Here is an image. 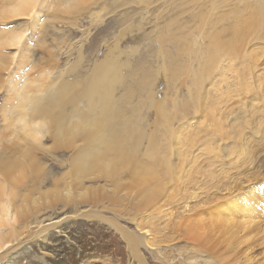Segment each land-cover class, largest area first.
I'll return each instance as SVG.
<instances>
[{
    "label": "rangeland",
    "instance_id": "obj_1",
    "mask_svg": "<svg viewBox=\"0 0 264 264\" xmlns=\"http://www.w3.org/2000/svg\"><path fill=\"white\" fill-rule=\"evenodd\" d=\"M80 2L82 4L77 6L76 0H65L62 3H53L49 0L41 1L42 9L41 7L39 8V16L37 14L33 17L34 19L32 16L13 17L10 12H6L7 14H5L3 11L7 10V8L4 9L5 6L0 3V15H4L0 16V32L22 27L28 36L23 50L12 49L11 46L7 45L0 46V54L6 57L4 69L0 72V76L2 77V81L0 82V184L9 193H16L15 205H31L30 208L28 206V214L24 215L29 220V224L23 231L21 229V235L18 238V241H23L20 242L21 244L18 243V247L13 252H10L8 257L1 262L2 264H138L130 254L127 243L124 241L125 239L115 230L116 226H113L118 224L135 232L138 230L139 225L150 228H162L165 226L164 221L168 222L172 216L175 217V222L173 220L170 225L174 224L176 228L181 224V228L184 229L186 225L192 226L195 224L200 217H197V214L193 213L201 209V205L206 206V203L211 201H206V198L203 201V198L200 199L199 196L201 195L199 193L203 191L205 192V196L206 191L211 188L209 186H212L208 182L209 178L206 176L203 178L202 168L205 167L204 171L209 168L207 161L213 158V154H211L212 157H207V150L210 151L216 148L217 140L221 137V134L218 135L217 131L214 130V128L216 129V122L220 120V117L224 118V115L230 114L232 110L230 107L236 105V102L240 99L239 95L242 94L241 98L245 97V95L247 98H251L255 95V92H258V85L264 86V19L260 22L258 28L255 27L244 33V36L240 39L242 41L240 48L237 50H231V43L226 44V39L229 40L231 36L228 31L224 32L225 28L227 29L232 25H245L251 19H257V16L261 17V5L264 3V0H87L85 3L82 0ZM67 11L68 14L66 13ZM219 32L222 34V43L225 41L224 50L227 51H222L224 47L222 45L219 48L218 53L221 52L218 55L215 54L218 48H215V50L211 49L210 46L214 36L219 35ZM225 35L226 37L224 38ZM43 42L46 45V53L40 47ZM116 47L118 49L114 54H116L122 66H126L125 69H122L120 64L121 70L119 72L122 71V77L125 78L127 76L125 79H128L125 80V87L123 86V88L125 89L127 85L129 86L132 83L130 82V73H135L136 75L138 72L139 75L143 74L144 71L148 73L150 70L152 73L150 79L154 80L153 83L156 82V85L152 84V91L156 93L154 95L158 102L157 106L143 108L142 110L141 119H143L141 123H143V128L146 131V140L142 147L144 155L141 153V163L139 162L138 164V168H141L142 171L140 169L133 170L129 168V170L123 173L121 178L124 183L120 186V189L125 193V196L122 192H115L116 197L104 195L99 199L96 196L95 198L100 201L85 203L81 202L80 198H77L75 194H72L75 200L70 197L71 199L67 198L63 201L65 197L62 196V192H65L67 187H71L68 184L73 185L72 189L74 187L72 179H70V167L71 161L77 152L76 148L73 147H69L70 149H52L54 139L48 136H45L40 142L28 141L30 147L33 145L34 147L32 148H35L38 145V148L41 149H36L35 155L40 158V161L37 162L43 168L40 174L44 178L41 177V180L40 178L37 180L31 175H28V177L21 176V185L15 181L8 183L1 180L3 179V171L9 169L14 160H17L18 163L23 162L26 165H30L28 154L20 155L18 149L15 152L12 149L14 147L13 143L15 145L21 141L15 137V133L23 134L21 123L18 119L21 116H25L23 118L31 117V103L29 101L34 99L35 94L32 93L33 90L30 86L31 90L24 89L23 85L27 82L28 78L31 75L32 78L34 75L37 77L41 74L45 86H55L60 79L59 76L62 77L64 73L70 71L69 68L78 58H80V64L76 67L77 73L87 76L93 65L107 57L110 54L111 48L115 49ZM209 52L211 56L214 55V58L212 57L211 59L213 61L216 59L215 62L208 60L211 57H209ZM163 56L168 57L164 58ZM83 58L84 61L81 63ZM188 63L191 65H187ZM143 64L147 65V68ZM162 65L165 66L163 68L166 70L161 67ZM203 67L205 72L207 71L206 74H202L204 71ZM185 68L187 71H185ZM35 70L38 72V75H36L37 72ZM150 72L148 74L151 75ZM235 72H238L236 73L238 78L235 76ZM142 74L139 76H142ZM198 80L202 81L203 85ZM195 81H198L196 85ZM126 83L128 84L126 85ZM239 84L240 86H244V88L239 87ZM193 86L194 88L198 87L197 90ZM199 86L203 87L204 90ZM124 89L119 87L117 89L118 95L123 94ZM43 94L44 92H42ZM140 97L144 98L145 94ZM236 97L238 98L236 99ZM137 99L134 98L135 103ZM190 100L194 102L190 103ZM199 102L200 104H197ZM21 104L23 105L22 108L20 107ZM198 105L202 107L200 108ZM204 106L205 108H203ZM195 109H199L200 111L197 110L196 112ZM228 110L230 111L229 113ZM225 111H227V114H224ZM204 114L205 117L207 115L209 118H204ZM168 117L170 118V123ZM211 117L215 121L210 119ZM202 120H205V122ZM33 122L35 121L31 120L30 124L32 125ZM188 122H192L191 125ZM194 127H196V131ZM206 127L208 131H206ZM165 128H168L169 131ZM187 128L191 132L185 131ZM201 129L203 136L205 135L206 138L200 133ZM43 131L47 132L48 135H52L48 133L50 131L47 129ZM210 131L217 137L210 134ZM180 132L182 136H180ZM223 134L224 132H222ZM81 138L82 136H76L78 144L84 143V141H81ZM176 139L179 141L178 143ZM171 143H173L172 146ZM176 143L179 146H175ZM9 145L11 146L8 148ZM172 147L174 148L172 149ZM150 152L154 153L150 155L152 159L148 155ZM179 153L180 155L178 156ZM196 155H201L202 157H196ZM175 156L177 159H175ZM184 158L186 161H184ZM193 159L195 160V164L193 163ZM205 160L207 161L205 162ZM4 161L7 162V166L3 169L5 166ZM161 161L163 164L166 161H170L169 164L166 162L168 167L167 165H160ZM181 161L184 164L186 163V165H182ZM142 164L147 165V169L151 173L145 170L146 166L143 167ZM135 172L148 173L150 175L137 176ZM165 172L170 174L168 175ZM197 173L200 175H196ZM64 174L65 176L63 177ZM191 174L193 175L190 176ZM151 175L155 177L152 178ZM89 176L91 177L92 175L89 174ZM73 177L81 178L82 181H80L84 182L83 185L85 187L100 185L105 188H111L110 180L104 177L98 178V181L93 176L90 180L88 175L85 176L88 177L86 179L82 176ZM63 179L64 181L62 182ZM163 179L165 182L160 181ZM152 180L154 182L159 180L157 181V191L153 194L154 198L141 200L143 194H148L151 185L154 186L155 183ZM210 181L213 182V179ZM160 182H164L165 184ZM189 182L191 183L189 184ZM201 182L202 185L203 183L205 185L209 184V188L206 191L203 186L206 188L207 185L202 186ZM175 183L178 185H175ZM64 184L67 186L65 187ZM163 186L165 188L164 190L161 189V192L159 188H163ZM59 187L63 190H60ZM200 188L201 190H199ZM185 189L186 192H183ZM28 192L31 193V197L40 196L38 199H43V201L39 200L38 205L30 204L32 201L29 202V200L26 202L22 199V201L21 198L23 196L21 195ZM197 194L199 195L197 196ZM171 195L172 197L174 195L173 198L175 200L171 199ZM44 196L46 197L45 200L47 199L46 201L44 200ZM176 196L182 200L176 198ZM195 196L199 198H194ZM179 200L180 202H178ZM187 200L198 202L190 204L193 208L192 210H194L192 211L193 216L191 220L193 217H197V220H192L193 223L191 220V222L187 221L190 218L191 212H184L185 207L183 205H185ZM49 201L50 203H48ZM2 204H4V201L0 200V205ZM193 204L196 206H193ZM168 206L173 209L172 215L169 216L166 215V212H161L163 208H168ZM79 212L85 213V216H80ZM176 217H180V222ZM184 217L187 220H184ZM204 217L207 218L208 215ZM41 220L47 228L39 237H34L33 235V238H29L28 234L36 230L34 226L37 223H41ZM14 221L10 224L7 223V225L9 227L14 225L19 229V221ZM184 229H181L180 235L176 232V234H173L172 231H168L169 235H167L175 237V240H178L177 247L181 248L179 249L180 252L173 250V253L168 248L169 251H166L168 253L167 258L171 257L169 258V263L178 264L183 259L184 256L181 257V253L184 251L182 246L186 251L191 249V246H195L194 248H196L199 245L200 241H192L188 236H183L185 233ZM165 230L167 231L168 229ZM194 241L198 242V244L194 243ZM210 244L207 243L208 246ZM201 248L202 250H207L206 248L208 247ZM140 250L147 259L148 264H158L149 254L146 247H142ZM173 258H176V261H172Z\"/></svg>",
    "mask_w": 264,
    "mask_h": 264
},
{
    "label": "bare ground",
    "instance_id": "obj_2",
    "mask_svg": "<svg viewBox=\"0 0 264 264\" xmlns=\"http://www.w3.org/2000/svg\"><path fill=\"white\" fill-rule=\"evenodd\" d=\"M41 1H44V0H0V3L5 6L4 9L7 8V10L3 11L5 14H7L6 12H10L13 17L17 16L18 18H20V17L32 16L33 18L37 14L39 16L38 10L40 7L42 9ZM49 1L53 3H62L65 0H49ZM80 1L82 0H76L77 6L82 4V2ZM86 1L87 0H83V3H85ZM261 10H262L261 17L257 16V19H251L245 25H242V24L232 25L228 27L227 29L225 28L224 32L228 31L229 35L231 36L229 40L226 39V44L231 43L230 44V47L232 48L231 50H237L238 48H240V45L242 43L240 39H242L246 31L252 30L255 27L257 28L259 27L260 22L263 21L264 19V17L262 18V16L264 15V3H262L261 5ZM66 13L68 14V11ZM0 16H4V15H0ZM225 37L226 35L224 36V38ZM221 38H222V34L221 32H219V35L214 36L212 40V44L210 46L211 49L218 48L217 50L215 49L216 50L215 54H218V55L221 52L220 51L218 53L219 48H221L222 45H224V47L222 48L223 49L222 51H227V50H224L225 48L224 40L225 39L223 40L224 42L222 43ZM27 39H28L27 33L24 31L22 27L11 28V29L5 30L4 32H0V46L7 45V46H11L12 49L23 50V48L26 45ZM40 47L46 53V45L44 42L42 43V45H40ZM117 47L115 49L111 48L110 54L107 57L95 63L93 67L91 68L90 73L87 76H82L77 73L76 67L77 65L80 64V58H78L77 61L73 65H71V67L69 68L70 71H68L67 73H64L62 77L59 76L60 79L55 86H49V87H47V85L45 86L44 85L45 83H43L42 81V75L41 74L38 75V72L36 70H35L37 72L36 75L38 76L36 77L34 75L33 77H36V78H33V77L31 78L32 76L31 75L30 78H28L27 82L23 85L24 89L31 90L32 88L33 90L32 93L35 94L34 99L29 101V103H31V108H30L31 117L23 118L25 116H21L18 119V121L21 123V128H22L21 131L23 132V134L16 132L17 134L15 133L16 135L15 137L21 140L22 143H20L21 141L15 145L13 143L12 145L14 147L12 149L14 150V152L15 150L18 149L20 155H24L25 153L26 155L28 154V156L30 157L29 159L30 165L29 164L26 165L23 162L18 163L17 160H14L13 163H11V167L9 166L10 168L5 170L6 172L3 171V175H2L3 179L1 180L7 181L8 183L15 181L16 183L20 185L22 182L21 176L28 177V175H31L32 177H35L37 180L38 178H40L41 180V177H43V175L40 173L43 170V168H41L39 166V163L37 162V161H40V158H38L35 155V150L40 149V148H38L39 147L38 145L37 147L35 146V148H32L34 147L33 145L30 147V145L28 144V141L40 142V140L44 139L45 136H48L49 138L54 139L52 149L57 150L59 148H69V147L76 148L77 153H75L71 161V167H70V171H71L70 179H72V184H74V187L72 189L71 187L73 185L68 184L71 187L69 188L67 187L66 188L67 190L65 192H62V196L65 197L63 201L67 198L71 199L70 197L73 196L72 194H75L77 198H80L81 202H85V203L86 202L96 203L100 201L99 199H101V197L104 195L105 196L113 195L114 197H116L115 192H122V190L120 189V186L124 183L121 178L123 176V173L129 170V168H132L133 170L140 169L142 171L141 168H138V164L139 162L141 163L140 155L143 154L142 147L144 146V143L146 140V131L143 128V125H142L143 123H141L143 119V118L141 119V115L143 112L142 111L143 108L144 109L150 108V107L153 108L157 106L158 104L155 98L156 93L152 91V87L156 82L153 83L154 80L152 81L150 79V77L152 76V73L150 72V70L148 71V73L150 72L151 75L146 73L147 71L145 72L144 71L145 69H144L143 74L141 73L142 76H139L141 74L138 75L137 71H136L137 74L135 75L133 71L132 72L133 74L130 73V79H131L130 82L132 83L131 85L128 86L127 85L129 83L128 81V83H126L127 86L124 89L123 86L125 87V80H128V79H125L127 76H125V78L122 77V74H123L121 73L122 71L119 72L121 70L120 67L122 66V63H120L119 59L116 57V54H114V52L118 49ZM210 56H211V53L209 57ZM213 56H211L210 59ZM167 57H164V58H167ZM5 59L6 57L3 54H0V72L4 69ZM210 59L208 60L213 61V59L211 60ZM83 61H84V58L81 60V63ZM215 61L216 59H214L213 62ZM168 62H171V61H168ZM190 63H188L187 65H189ZM146 66L147 65H144V67ZM125 67L126 66H122V69H125ZM161 67L165 68V66L163 65ZM189 68L192 69L191 67ZM185 71H187L186 68H185ZM203 72L202 74L207 73V71L205 72V69ZM154 73L156 74V72ZM236 73L238 72H235V76L237 77ZM1 79L2 77L0 76V82L2 81ZM202 81L204 80L202 79ZM202 81H199V82H202ZM197 82L195 83V85L197 84ZM202 85H203V82H202ZM43 86H45V88H43ZM119 87L120 88L122 87V89L125 90V91L123 90L124 91L123 94L119 93L120 95H118L117 89ZM239 87L244 88V86H240V84H239ZM197 88L195 90H197ZM200 88H203V87H200ZM42 92H44L43 95H42ZM143 94H145V97L141 98L140 96ZM241 95H239L240 99L236 102V105L234 107L233 106L230 107L232 108V110L230 109L231 112L228 110V113L230 112V114L227 116L224 115L223 116L224 118L220 117V120L216 122L215 127L217 130L215 128L214 130L217 131L216 133H218V135L221 134L220 135L221 137L218 138L219 140H217V147L214 148L213 150L209 148L211 149L210 151L206 149L208 151L207 157H212L211 154H213V158H210L208 161L205 160V162L207 161V163H209L208 169L204 171L203 169L205 167L201 166L203 167L202 175H203V178L204 176H206L210 180L213 179V182L208 180V182H210L212 186H209L211 188L208 189L207 191L206 189L209 188L208 187L209 184L208 185L206 184L207 187L205 188L203 186L205 184L203 183L202 185V182L200 183L207 193L204 196L205 192L200 191L201 193L199 194L201 196L199 197L200 199L203 198L202 199L203 201L205 200V198H206V201L207 200L208 201L211 200V201L207 203L204 202L206 203V206L201 205V209L197 208L199 210L193 213V214H197V217H200L198 218V221L195 222V224H193L192 226L186 225L185 229L181 228L182 224L176 228V226L174 227V224L170 225L173 220L175 222V217L172 216L171 220H169L168 222L164 221L165 226L162 228L155 227L156 228L155 229L154 227L150 228L148 226L139 225L138 230L136 232L129 230L125 227H122L121 225H118V224H115L113 226V227L116 226L115 230L119 232L121 236H123V238L125 239L124 241H126L127 243V247L130 251V254L138 262V264H148L147 259L145 258L142 251L140 250L142 247L147 248V251H149V254L153 257V259L156 260V263L158 262V264H175V263H172L171 261H170L171 263H169V258L171 257L169 256L167 258L168 253H166V251L168 252L169 251L168 248H170L172 253H173V250L175 251L177 250V252H180L179 249L181 248L177 247L176 244L178 243L177 242L178 240L176 241L175 237L168 236L169 235L168 231H172L173 234L177 233L180 235L179 232L181 231V229H184L185 231L183 236L184 235L188 236L189 239L192 241L195 240V241H200V242L198 246L196 245L197 246L196 248H194L195 246L194 247L191 246V249L186 250V251L184 247L182 246L185 253L184 251H182L181 257L183 256L184 257L178 262V264H264V86L258 85V92H255V95L252 96L251 98H247L246 95L245 97L241 98ZM134 98H138L136 103L134 102ZM237 98L238 97H236V99ZM231 99L230 101L234 100V99L232 100ZM191 100H190V103L192 102ZM197 104H200V102ZM20 107L22 108L23 105L21 104ZM199 107L201 108L202 106H199ZM203 108H205V106ZM226 109L228 108L226 107ZM197 110L200 111L199 109ZM225 113L227 114V111H225L224 114ZM221 114L223 113L221 112ZM207 117L208 116L206 115L205 117V114H204V118H207ZM210 119L214 120L212 117ZM31 120L35 121L33 122L32 125L30 124ZM168 121L170 123V118L168 119ZM202 121L205 122V120H202ZM214 121L213 123H215ZM191 123L189 125H191ZM217 123H218V126H217ZM188 128L185 131L191 132L190 130L188 131ZM194 128L196 131V127ZM198 128L200 129L199 126ZM44 129L49 130L50 132L48 133L52 135H48L47 132L43 131ZM165 129L169 131L168 128H165ZM206 131H208V128ZM222 132H224L223 135H222ZM200 133L202 134V129ZM182 134L185 135V133L183 132ZM210 134L213 135V132H211ZM77 135L82 136L81 141H84V143L78 144L76 140ZM180 136H182L181 132H180ZM169 138H172V137H169ZM176 138L178 139V137ZM177 139H176V142L178 143L179 141H177ZM168 142H170V140H168ZM177 143L175 144V146H179V144ZM172 144L173 143H171V146ZM195 144H196V141H195ZM10 146L11 145H9L8 148ZM173 148L174 147H172V149ZM153 154H154L153 152H150L148 155L151 158L152 156L150 155H153ZM179 155L180 153L178 154V156ZM181 155L183 154L181 153ZM176 156H175V159H177ZM197 156L198 155H196V157ZM169 157H172V156H169ZM198 157H202V156L199 155ZM164 160L162 161L164 162ZM162 161L160 162V165L163 164ZM184 161H186L185 158H184ZM4 162H5V166L3 167V169L6 168L7 166V162L6 161ZM166 162L163 164V166H166L167 164H169L170 161L167 164ZM193 163L195 164V160L193 161ZM157 164L159 163L157 162ZM183 164L184 162H182V165ZM8 165H9V162H8ZM142 165L143 167L146 166L145 170L150 172V170L147 169V165H144V164ZM184 165H186V163ZM199 170H200V167H199ZM135 173L137 174V176L138 175H150L148 173H142V172H135ZM89 174H91L94 178H96L97 181H98V178L100 177H104L105 179L110 180L111 188H105L100 185L99 186L95 185L94 187L91 184L89 185H91L92 187H89L87 185H86L87 187H85V185H83L84 182L83 183L81 182L82 181L81 178L79 179V178L73 177V176H79V177L82 176L85 179L89 177V179L91 180L92 176L90 177ZM155 174L157 175V173ZM167 174L169 175L170 173H167ZM87 175L88 177H85ZM192 175L193 174H191L190 176ZM196 175H200V174L197 173ZM64 176L65 174L63 175V177ZM151 176L152 178L155 177L153 175ZM172 176H173V173H172ZM164 179L160 181H164ZM153 180L152 182H154ZM63 181L64 179L62 180V182ZM157 181L154 182L155 183L154 186L151 185V188H149L148 194L142 195L143 198H141V200L154 198L153 194L154 192L157 191L156 188L158 186ZM152 182L151 184H153ZM164 182H160V183H164ZM68 183H70V181ZM169 183H172V182H169ZM190 183L191 182H189V184ZM34 184L36 183L34 182ZM176 184L177 183H175V185ZM59 188L60 190L62 189L61 187ZM164 188L165 187L163 186V188L160 187L159 189L161 191V189L164 190ZM29 190L31 189L29 188ZM199 190H201V188ZM183 192H186V189ZM122 193L125 196V193L124 192ZM199 194H197V196ZM191 195L193 194L191 193ZM15 196H16V193L15 194L9 193L8 190H6V188L0 184V200L4 201V204L0 205V263L5 258L8 257L11 251L13 252V250H15L16 247H18V245L21 244L20 242L23 240L18 241V238L20 237L19 235H21L20 231L21 229L23 231V229L26 228L27 225L29 224V220H27L26 217H24V215L28 214L29 208L31 205L30 206L28 204H25V205L20 204L18 206L17 204L15 205V202H14ZM21 196H23L21 200L24 199L26 202L28 200L29 202L32 201V203L30 202V204H33V205H38L39 200L43 201V199H38L40 196L31 197V193L29 192L27 194H22ZM96 196H98L99 199H96L95 198ZM183 196L182 198L184 199ZM197 196H195L194 198H196ZM173 197L171 199L175 200ZM45 198L46 197L44 196V200ZM176 198L178 197L176 196ZM178 199L182 200L180 197ZM153 200H156V199H153ZM180 200L178 202H180ZM187 201L185 205L183 204L182 205L185 207L184 212L186 213L191 212V215H189L190 218L187 215V217L189 218L188 220L185 217L183 219L190 221L193 216L192 211H194L192 210L193 208L190 204L192 202L194 203L195 201H190V200H187ZM48 203H50V201ZM196 203L198 202H195V204ZM195 204H193V206H196ZM172 210L173 209L169 208L168 206V208H163L161 212H166V215L169 216V215H172ZM195 210H196V207H195ZM10 213H11V216H10ZM203 214L208 215V217L206 218L204 217L205 216L204 215L203 216L204 218H203L202 217ZM79 215L85 216V213L79 212ZM197 217H193V219L197 220ZM16 218L17 220H15ZM14 220L17 222L19 221L18 223L19 229H17L14 225H11L10 227L7 225V223L10 224ZM179 222H180V219H179ZM43 225L44 224L42 223V220H41V223L39 224L37 223L34 226L36 230L33 231L32 233H29L28 237L33 238V235L34 237H39L42 234V232L47 228L46 225L44 226ZM165 229H168V230L166 231ZM195 241L194 243L198 244V242H195ZM207 243L208 244L211 243L212 245L210 244L208 246ZM201 247L206 248L207 250L210 249L209 251H212V252H209L205 249L202 250ZM172 261H176V258H173Z\"/></svg>",
    "mask_w": 264,
    "mask_h": 264
}]
</instances>
